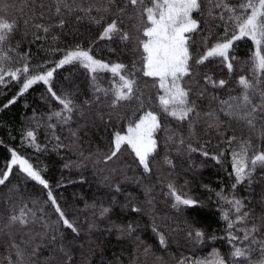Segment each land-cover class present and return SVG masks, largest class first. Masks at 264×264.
Masks as SVG:
<instances>
[{
    "label": "snow or ice",
    "instance_id": "1",
    "mask_svg": "<svg viewBox=\"0 0 264 264\" xmlns=\"http://www.w3.org/2000/svg\"><path fill=\"white\" fill-rule=\"evenodd\" d=\"M10 8L18 13L16 19L9 17ZM73 20L77 24L87 22L88 34H82L79 29L73 31L70 27ZM21 25L26 30H34L35 40H50L49 51L53 55L60 53L58 59L33 65L30 49L20 52L22 40H15ZM93 29L95 36L91 34ZM65 35H73L78 42L71 47L60 46L61 37ZM81 36L83 39H79ZM196 37L200 38L198 45ZM245 39L253 44L254 50L244 65L237 67L235 45ZM100 42L111 44L109 51L118 58L125 54L133 58L127 63L121 59L97 58L95 50ZM214 61L223 65L228 74L241 73L233 77L235 87L228 79H214L204 71ZM49 64L53 66L46 67ZM66 66H80L87 71L90 94L81 93L78 86L57 94L54 74ZM106 74L108 85L102 86ZM144 78H147L145 84L150 83L152 88L147 96L141 88ZM12 82L19 88L3 104V109L14 105L34 86L43 84L51 99L61 106L47 116V121L55 120L46 127L56 146L66 147L56 134L58 126L61 129L68 126L75 140L79 139L80 132L88 135V130L98 131L102 126L104 132L111 133L102 163L108 165L127 153L136 166L132 170L141 171L140 176L132 178L137 185L153 174L152 161L160 155L161 145L169 175L177 167L170 155L173 151L186 155L189 160L192 153L198 152L218 165L228 153L231 172L227 174L234 182L228 193L223 189L215 193L220 220L224 222L223 234H208L187 220V230L180 231L194 247L209 240H223L229 251L225 254L212 246L204 255H181L176 264H264V215L257 217L249 207L253 183H264V172L260 180L255 176L257 169L264 170V0H236L235 3L233 0H99L98 4L85 0H0V87L6 88ZM210 88L224 91L226 98L218 94L209 96ZM204 99L215 101L217 106L213 108L209 103L207 109L201 107L197 101ZM122 107L129 111L119 114ZM33 118L36 119L35 113ZM120 121L126 127L117 130ZM73 123L76 124L74 129ZM198 127L209 139L194 146L192 141L199 139ZM40 128L41 121L36 119L35 128L23 134L22 143L43 151L37 142ZM160 133L163 135H158ZM211 134L219 138L215 153L207 150L212 144ZM9 153L8 161L0 169V237H7L8 248L12 250V254L4 258V264H25V249L30 250L29 264H41L45 248L52 250L48 264H56L57 260L61 264H77L74 253L67 251L65 241L67 235L73 240L79 239L82 230L62 209L45 178L46 167L34 166L15 148H10ZM80 155L83 156V152ZM128 167L131 168V164ZM117 173L123 174L121 169L113 167L110 175L101 180L113 193L123 191L122 182H112ZM14 179L18 182L13 183ZM83 179L81 176V182ZM128 179L125 174V180ZM157 182L166 189L165 199L171 202L170 207L176 213L204 206L197 198L179 191L173 181L164 183L157 177ZM27 183L42 186L46 200L25 197ZM245 185L249 196L239 197L238 186ZM204 187L213 191L207 185ZM151 192L152 188L147 187L146 195ZM110 200L107 206L101 201L99 205L93 202L87 207L93 209L97 220L108 221L104 232L116 231L118 240L133 237L139 225L113 221L116 196L112 195ZM127 200L128 203L120 205L121 210L143 212L131 202V193ZM147 203L152 205L153 200L150 198ZM259 203L264 204V189ZM46 205L55 214V220L45 210ZM62 229L70 232L66 234ZM99 230L97 223L87 226L89 233ZM152 232L159 246L167 250L169 239L155 223V217ZM135 239L139 247L143 242L138 236ZM143 251L149 253L151 246L145 245ZM156 259L163 264L162 257Z\"/></svg>",
    "mask_w": 264,
    "mask_h": 264
},
{
    "label": "trees",
    "instance_id": "2",
    "mask_svg": "<svg viewBox=\"0 0 264 264\" xmlns=\"http://www.w3.org/2000/svg\"><path fill=\"white\" fill-rule=\"evenodd\" d=\"M86 3L98 4L99 0H85ZM236 0H233L235 3ZM19 5H17L18 7ZM9 17L16 19L18 13L14 9H9ZM75 31L79 29L82 34H88L87 22L77 24L73 20L70 25ZM27 31V35L24 33ZM34 30H26L21 25L20 32L16 35L15 40H22L19 51L23 52L30 49L31 63L33 65L41 64L47 60L55 61L61 55L57 53L53 55L49 51L51 44L50 40L40 39L35 40L32 32ZM222 31V29L220 30ZM92 36H95V30L92 31ZM43 36V33H37ZM79 39H83L81 36ZM199 37H196L197 45ZM31 41V43H29ZM15 42V41H14ZM60 46H74L78 40L73 35H65L61 37ZM85 47L87 41H85ZM113 47L106 42H100L99 48L95 50L97 58H103L109 61L121 59L123 62H129L133 57L125 54L123 57L111 53L109 48ZM194 47H196L194 45ZM254 50L253 44L245 39L238 41L235 45V55L237 56L236 66L244 65L248 60L251 51ZM53 65L49 64L46 67L50 68ZM205 72L213 75L214 79H228L229 83L235 87L233 77H238L241 74L239 71L233 74H228L227 69L218 61H214L211 65L204 68ZM147 78L141 81V88L147 96L152 91L151 84L145 82ZM54 90L57 94H63L66 91H72L75 87H79L83 94H90L91 81L90 76L85 69L80 66H66L63 69L57 70L53 79ZM107 74L102 86H107ZM19 85L12 82L6 88L0 87V169L4 167L10 157L9 149L15 148L22 155L29 158L34 166L41 168L46 167L44 172L45 178L49 180L54 195L60 203L66 215L73 220L78 227L81 228V237L73 240L71 235H67L65 241L67 251L74 253L77 264H116V258L119 257V264H161L156 257L163 258V264H176V260L181 255H204L211 250L212 246L220 249L221 252L227 254L229 251L228 245L223 240L215 242L207 241L206 244H198L195 247L192 242L185 239V235L180 229L185 231L188 228L187 220L193 227L203 228L208 234L220 236L223 234L224 222L220 220V210L217 203L216 192L221 189L228 193L234 178L230 179L228 174L231 172V161L228 153H226L222 164H216L210 158L206 159L202 155L192 153L191 160L186 155L181 156L176 152H171L170 155L176 162L175 171L169 175L170 169L163 162V145L159 149L160 155L152 161L153 174L145 178L140 185L132 182V178L141 175L140 170L133 171L136 166L132 163V157L125 153L120 160L109 162L108 165L102 163L103 155L108 152L111 133L104 132L101 126L99 130L90 129L88 135L84 132L79 133V139L75 140L71 135L68 126L61 129L57 127L56 134L61 137L60 143L66 147L58 148L56 141L50 138V130L47 129V123H55V120L47 121V116L53 110H59L61 106L56 101L51 99L50 94L46 91V86L38 84L29 92L20 97L17 102L7 109L2 106L11 99L18 91ZM218 94L222 98H226L224 91L209 89V96ZM197 103L201 107L207 109L209 103L213 108L217 106L215 101L208 99L198 100ZM128 108H120L119 114L128 112ZM34 113L36 119L41 121V128L37 131V142L41 145L43 151H36L28 147L26 142L22 143L23 134L35 128L36 119L33 118ZM115 121V116L113 117ZM221 119L224 117L221 115ZM125 126L123 121L117 123V130ZM71 127L74 129L76 124ZM175 128L176 125L173 124ZM198 140L194 139L193 145L197 146L209 139L198 127L196 129ZM187 135V133H184ZM158 135H163L160 133ZM212 144L207 147L209 152H218L216 142L219 139L214 134H211ZM83 152V156L80 153ZM87 157V159H85ZM69 167L65 168L64 165ZM131 164V168L128 165ZM116 167L121 169V173H117L112 177V182H122L123 191L121 193L110 192L101 180L104 176L110 175L111 169ZM264 170L257 169L255 176L260 180ZM125 174L129 178L125 180ZM83 176V182H81ZM157 177L167 183L173 181L179 191L186 192L188 195L197 198L203 203V207L186 211L183 214L176 213L170 207V201H166L161 183L157 182ZM187 181V183H185ZM13 180V183H17ZM58 183L62 186H57ZM207 185L213 191L205 189ZM151 187L152 192L146 195V188ZM247 186H238L237 195L239 197L249 196L246 190ZM252 203L249 207L254 210V214L259 217L264 215V204L259 203L261 192L264 189V183H253L252 185ZM132 194V203L143 209L142 213H132L129 210H121L120 205L128 203L127 196ZM116 196L117 205L114 207V214L111 219L116 223L135 222L138 224L133 237H125L117 239V232L113 231L108 234L103 231L108 226V221H99L93 215V209L87 207L93 202L98 205L102 201L105 206L111 203L110 197ZM24 196L29 200L39 199L46 200V190L42 186L34 183H27L25 186ZM153 200L152 205H148V199ZM245 203H248L246 200ZM52 220L56 219L52 213L50 206H45ZM155 223L161 227L169 239L167 250L162 249L155 234L152 232L153 218ZM259 223V220L256 221ZM89 223H97L99 231L89 233L87 226ZM176 228L177 231H172ZM65 233L70 230L62 229ZM138 236L143 243L138 247L135 237ZM83 247H80V245ZM151 246V251L144 253L143 247ZM52 250L45 248L40 257L41 264H48L50 252ZM29 249H25V264H29ZM12 254V250L8 248L7 237H0V264H4V258ZM56 264H61L57 260Z\"/></svg>",
    "mask_w": 264,
    "mask_h": 264
}]
</instances>
